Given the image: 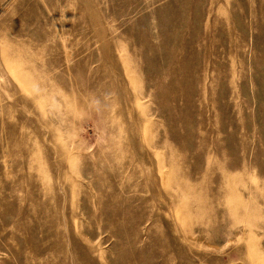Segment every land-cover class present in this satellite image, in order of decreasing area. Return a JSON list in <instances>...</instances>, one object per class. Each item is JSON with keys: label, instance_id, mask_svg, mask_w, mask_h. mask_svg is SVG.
I'll return each instance as SVG.
<instances>
[{"label": "rangeland", "instance_id": "obj_1", "mask_svg": "<svg viewBox=\"0 0 264 264\" xmlns=\"http://www.w3.org/2000/svg\"><path fill=\"white\" fill-rule=\"evenodd\" d=\"M0 49V264H264V0H0Z\"/></svg>", "mask_w": 264, "mask_h": 264}, {"label": "bare ground", "instance_id": "obj_2", "mask_svg": "<svg viewBox=\"0 0 264 264\" xmlns=\"http://www.w3.org/2000/svg\"><path fill=\"white\" fill-rule=\"evenodd\" d=\"M29 25V24H28ZM25 28V27H24ZM32 28V27H31ZM28 29V28H27ZM26 30V29H25ZM27 31V30H26ZM28 32H29V30H28ZM19 34V33H18ZM1 50V49H0ZM68 54V53H67ZM12 58H13V56L11 55V54H9V53H7V52H3V51H1V54H0V72H9V74H11V75H13V76H15V78H17V81L19 82V83H25V79L21 76V74L19 73V72H22L23 70H21V69H19V68H17V67H15L12 63H11V60H12ZM28 69H29V67H28ZM28 69H26V70H28ZM3 76H2V74H0V86L2 85L1 84V78H2ZM1 118V117H0ZM12 128V127H11ZM63 136H64V134H63ZM72 143V142H71ZM0 146H2V144H0ZM68 146V145H67ZM3 153V152H2ZM96 186V185H95ZM96 189V188H95ZM83 196V195H82ZM86 197H87V199H90V197L88 196V195H85ZM81 197V196H80ZM84 200H86V199H84ZM86 202V201H85ZM81 203V202H80ZM84 203V202H83ZM86 204H87V202H86ZM80 205V204H79ZM82 205V207H84V205L83 204H81ZM88 205V204H87ZM86 205V206H87ZM87 209H89V208H87ZM86 210V209H85ZM79 211V210H78ZM82 211V210H81ZM83 212V211H82ZM89 212V211H88ZM124 213H126V210H124L123 211ZM128 212H130V210H128ZM82 214V213H81ZM87 215H88V213H87ZM83 227H86V226H83ZM87 229V228H86ZM88 230V229H87ZM108 231V230H107ZM99 232V231H98ZM101 232V231H100ZM102 232H105L104 230L102 231ZM101 232V233H102ZM100 234V233H99ZM89 235V234H88ZM91 235V234H90ZM96 236V235H95ZM99 236V235H98ZM92 239H94V237L92 238ZM105 242V241H104ZM101 243V242H100ZM102 243H103V241H102ZM101 243V244H102ZM111 261V260H110ZM109 264V263H108ZM110 264H111V262H110Z\"/></svg>", "mask_w": 264, "mask_h": 264}]
</instances>
